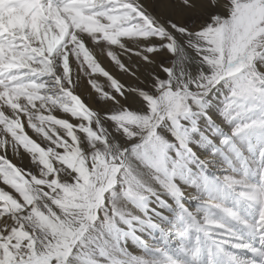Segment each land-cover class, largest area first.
I'll use <instances>...</instances> for the list:
<instances>
[{
    "label": "snow or ice",
    "instance_id": "6c2138e0",
    "mask_svg": "<svg viewBox=\"0 0 264 264\" xmlns=\"http://www.w3.org/2000/svg\"><path fill=\"white\" fill-rule=\"evenodd\" d=\"M0 6L23 13L0 27V264H124L130 199L181 202L264 131L245 105L264 102V0ZM240 187L264 242V169Z\"/></svg>",
    "mask_w": 264,
    "mask_h": 264
},
{
    "label": "rangeland",
    "instance_id": "374dc122",
    "mask_svg": "<svg viewBox=\"0 0 264 264\" xmlns=\"http://www.w3.org/2000/svg\"><path fill=\"white\" fill-rule=\"evenodd\" d=\"M245 105L248 109V120H264V102L249 100ZM224 130L227 133L231 131V127L225 125ZM262 149L264 131L259 128L250 129L240 135L239 147L234 145L222 153L211 172L201 169L197 173L193 186L189 187L205 200L195 206L197 214L203 217L198 225L181 204L176 202L169 208L168 201L171 198L166 195L161 194L162 203L155 196L144 203L130 199L129 209L133 210L130 211L129 220L142 232L153 231L151 243L156 246H159L162 239L163 231L158 229V224L163 220L166 228L164 230L170 232L172 239L175 238V256L169 257L162 249L163 245L157 254L152 249L153 246L140 248V253L133 252L127 244L137 246L139 240L129 228L124 264H224L226 259L233 260V264H255L253 257L246 253L252 252L250 254L255 255V247L251 243H242L241 236L245 230L251 235L256 234L255 220L259 215L260 205L256 201L240 197L239 191L241 185L261 183V170L264 169ZM225 170L228 172H222ZM219 173L223 176H219ZM226 174L238 183H226L223 179ZM5 188L11 191L6 186ZM185 201L184 196L182 202ZM131 203L134 204L132 207ZM168 211L170 213L165 214ZM145 212L147 215H144ZM164 251L165 256H159Z\"/></svg>",
    "mask_w": 264,
    "mask_h": 264
},
{
    "label": "bare ground",
    "instance_id": "6f19581e",
    "mask_svg": "<svg viewBox=\"0 0 264 264\" xmlns=\"http://www.w3.org/2000/svg\"><path fill=\"white\" fill-rule=\"evenodd\" d=\"M1 7L2 6H0V27L17 25V24L22 22V19H23V13L22 12L6 11L5 9L1 10ZM99 52H100V50L97 49L98 54H99ZM105 59H106V57H105ZM101 82H103V78H101ZM28 132L30 135H34L31 133V130H29ZM212 167H215V166H212ZM212 167H206L202 170L211 172ZM222 172H228V171L225 170ZM218 175L220 176V175H222V173H219ZM189 185L193 186V182L185 183L184 185L181 186L184 189V196L186 198V201L185 202L181 201V202H179V204H181L182 207L187 210V214L189 213L191 215L192 220L195 221L196 224L198 225V222L200 220H202L203 217L201 216V214H197V211L195 210V206L199 203H202V202L204 203L205 200H203L200 196H198L196 194V192L194 191V189H192V187L190 188ZM168 203H169L168 204L169 208H171V207H173V204L176 202H174L173 199H170L168 201ZM187 203H189V204H187ZM133 205L134 204H132V203L130 204L131 207ZM131 210H133V209L130 208V211ZM169 213H170V211H168V213H165V214H169ZM129 221H130V226H129L130 230H132V232L138 237V240H139L138 241L139 246L138 245L137 246L129 245V243L127 244L128 248H130L133 252L140 253L141 252L140 248H142V247L150 248L153 246L152 249L153 250L155 249V252L157 254L158 249L163 245L162 249H164L166 251V253H168L169 257L175 256V251H174V247H173L175 238L172 239V236L169 235L170 232H166L164 230L166 228L164 226L163 220L161 221L160 224H158V229L163 231V234H161L162 239L160 241L159 246H156L155 244L152 245V243H151L152 237L154 234L153 231L142 232L139 227L136 228L134 226V223L131 220H129ZM133 226H134V229L132 228ZM249 233H250L249 231H246V230H245V232L243 231L242 236H241L242 243H245L246 245H247V243L253 244V246L255 247L254 248L255 250L253 251V252H255V255L250 254L252 252H250V253L246 252V253L251 255L250 257H253V259L256 261L255 264H264V242L261 241L260 233L258 231L256 232V234L253 233L252 235ZM159 250H161V248ZM165 251L161 252V254L159 256L164 257L165 255L163 253H165ZM224 264H233V260L226 259Z\"/></svg>",
    "mask_w": 264,
    "mask_h": 264
},
{
    "label": "clouds",
    "instance_id": "9594fccd",
    "mask_svg": "<svg viewBox=\"0 0 264 264\" xmlns=\"http://www.w3.org/2000/svg\"><path fill=\"white\" fill-rule=\"evenodd\" d=\"M51 90L54 92V91H55V88H53V89H51ZM40 107L43 108V107H44V104H41ZM50 118H51V114H50L49 117H47V118H45V117H38L39 122H40L41 124H44V123H45V120H46V119H50ZM49 131H51V129H49Z\"/></svg>",
    "mask_w": 264,
    "mask_h": 264
}]
</instances>
